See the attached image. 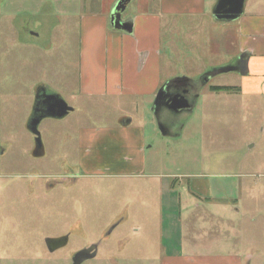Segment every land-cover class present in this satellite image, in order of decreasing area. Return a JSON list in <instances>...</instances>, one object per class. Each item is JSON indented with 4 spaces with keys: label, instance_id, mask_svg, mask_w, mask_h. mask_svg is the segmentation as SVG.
<instances>
[{
    "label": "rangeland",
    "instance_id": "obj_1",
    "mask_svg": "<svg viewBox=\"0 0 264 264\" xmlns=\"http://www.w3.org/2000/svg\"><path fill=\"white\" fill-rule=\"evenodd\" d=\"M112 2L0 0V264H71L97 239L95 256L80 264H160L166 254L192 256L193 243L199 253L264 264V93L241 88L236 63L227 65L235 27L200 17L162 30L163 78L206 72L181 123L162 130L151 103L158 89L146 99L77 98L79 17ZM222 85L239 89H211ZM39 87L73 109L38 123L43 152L34 155L28 124ZM126 124L139 130L128 149L141 144L140 171L80 164L78 130ZM65 235L69 243L43 242Z\"/></svg>",
    "mask_w": 264,
    "mask_h": 264
},
{
    "label": "crops",
    "instance_id": "obj_2",
    "mask_svg": "<svg viewBox=\"0 0 264 264\" xmlns=\"http://www.w3.org/2000/svg\"><path fill=\"white\" fill-rule=\"evenodd\" d=\"M215 1L145 0L137 8L133 0H129L120 14L121 21L129 24V30L110 24L109 9L111 5L106 13L81 14L77 41L79 51L77 98L79 96H129L146 99L154 97L157 89L163 86V98L155 105L153 104L154 100L152 102L151 99L152 111L156 113L157 104L167 102L169 97L176 94V92H171L167 86L182 85V82L185 83V81H202L204 83L205 81L202 79L206 72L200 73L197 77L187 75L179 77L168 73L163 78L161 65V58L164 54L161 46L162 30L165 31L167 28L169 33L174 34L183 21H197L200 17H209L213 22L225 21L229 24L227 27H235L236 57L227 65L239 62V55L240 57L247 56L248 72L246 75H241V88L252 89L253 83L259 88V92L264 93V6L262 5L264 0H251L248 5L244 1L240 15L229 20L217 19L213 16L210 9L213 8ZM114 2L115 0L112 3ZM83 6L85 7V5ZM128 8L130 10L127 13ZM221 42L223 41L219 40L218 43ZM165 49L170 51L169 45ZM218 68L220 67L214 69ZM37 90L48 93L42 87ZM198 94L199 89L195 90L192 101L186 100V96L182 95L189 107L178 106L180 103L183 104L181 98H176L175 100L178 101H171V103L174 108L190 109V104L198 97ZM54 95L57 98H62L69 106L63 96L56 93ZM181 120L177 123H181ZM158 122L161 126L160 129L167 128L168 124H164L167 122L164 117L158 116ZM116 136H121L123 141L114 146L110 141ZM77 137V146L79 150L83 151L79 156V162L83 166L99 167L96 168V171L104 166L107 172L121 173V175H128L126 173L142 169V161L138 158L139 151L142 150L141 144L128 149V144L133 145L134 142L137 144L136 137L139 138V130L136 127L132 128L126 124L119 128H100L94 131L80 129L77 131ZM115 150L118 151L113 154L112 159L104 163L105 153ZM115 161L120 169L113 170L111 168ZM195 247L196 245L193 243L191 245L192 256L180 252L179 254H166L161 258L160 264H243V258L238 254H204L199 253Z\"/></svg>",
    "mask_w": 264,
    "mask_h": 264
},
{
    "label": "water",
    "instance_id": "obj_3",
    "mask_svg": "<svg viewBox=\"0 0 264 264\" xmlns=\"http://www.w3.org/2000/svg\"><path fill=\"white\" fill-rule=\"evenodd\" d=\"M129 0H117L115 4L113 5L111 11H110V24L114 27L122 28L124 30H129L130 26L128 23H124V21H121L120 19V14L124 10L127 2ZM245 0H216L215 4L212 8V14L215 18L217 19H235L237 16L240 15V13L243 10V5H244ZM239 73L241 75H246L247 74V56H241L239 58ZM56 96V95H54ZM164 96L163 93V86H161L155 96L154 99V105L160 101ZM176 98H181L180 100H183V104L180 103L178 104L179 107L182 106H188L189 105L186 103V101L183 99L182 95L176 93L174 96L169 97L167 102H177L175 99ZM58 101L60 103V107L56 113H49L48 115L54 116V117H63L65 116L69 111H72V107L68 106L66 102L62 98H58ZM191 107V106H190ZM39 120H30L28 124V129L31 134L34 135V142L36 147L41 146V138H40V133L37 129ZM96 249L97 245L94 243L86 248H83L79 251H77L73 258H72V263L71 264H80L82 260L86 258H91L94 257L96 254ZM80 258V259H79Z\"/></svg>",
    "mask_w": 264,
    "mask_h": 264
},
{
    "label": "flooded vegetation",
    "instance_id": "obj_4",
    "mask_svg": "<svg viewBox=\"0 0 264 264\" xmlns=\"http://www.w3.org/2000/svg\"><path fill=\"white\" fill-rule=\"evenodd\" d=\"M239 63H236L237 69H239ZM199 85H202V81H185V83L182 82V85H175L173 86H167L171 92L180 93V95H184L186 100H193V95L195 94V90H197V87ZM55 93H45L42 90H37L35 98L33 100L32 105V111L30 114V120H39V122L44 118H56L54 116L48 115L49 113H56L60 107V103L58 101L57 96H54ZM178 101V100H177ZM179 103V102H178ZM191 106V104H190ZM155 110L157 111L155 113L156 116L164 117L165 121L164 124H168V126L172 124H176L178 121H180L181 117L183 116L184 112L188 109L186 108H174L173 103L171 102H161L157 104L155 107ZM70 112V111H69ZM38 122V123H39ZM43 152L42 145L37 146L36 149H33L32 153L34 155H41ZM3 153V150L0 149V154ZM102 239L94 240L93 242H84L81 240H77L78 243H101ZM44 243H69L68 235L59 237V238H46ZM48 249H50L48 247ZM81 250V249H80ZM79 251V250H78ZM80 259V258H79Z\"/></svg>",
    "mask_w": 264,
    "mask_h": 264
},
{
    "label": "trees",
    "instance_id": "obj_5",
    "mask_svg": "<svg viewBox=\"0 0 264 264\" xmlns=\"http://www.w3.org/2000/svg\"><path fill=\"white\" fill-rule=\"evenodd\" d=\"M212 90H225V91H228V90H238L239 88L238 87H235V86H227V85H222V86H212L211 87Z\"/></svg>",
    "mask_w": 264,
    "mask_h": 264
}]
</instances>
